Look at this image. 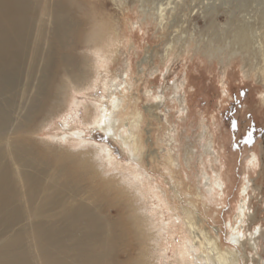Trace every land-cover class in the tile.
I'll list each match as a JSON object with an SVG mask.
<instances>
[{
    "label": "rangeland",
    "instance_id": "rangeland-1",
    "mask_svg": "<svg viewBox=\"0 0 264 264\" xmlns=\"http://www.w3.org/2000/svg\"><path fill=\"white\" fill-rule=\"evenodd\" d=\"M98 2L97 16L108 19L116 38L110 82L65 97L33 135L45 141L61 133L65 140V146H43L44 158L79 160L83 145H104L115 166L109 165L110 176L114 170L127 181L125 174L138 171L157 186L181 227L164 236L161 264H176L174 245L192 264H216L214 241L233 251L234 264H264V0ZM96 109L106 117L90 125ZM252 152L253 171L246 167ZM202 171L222 172L223 193L215 191L214 199ZM244 185L242 236L233 243L229 223ZM146 201L157 208L153 194ZM162 211V221L170 222L168 207Z\"/></svg>",
    "mask_w": 264,
    "mask_h": 264
},
{
    "label": "bare ground",
    "instance_id": "bare-ground-1",
    "mask_svg": "<svg viewBox=\"0 0 264 264\" xmlns=\"http://www.w3.org/2000/svg\"><path fill=\"white\" fill-rule=\"evenodd\" d=\"M98 1L0 0V264H161L164 236L181 229L170 204L140 172L125 174L127 181L114 170L108 174L109 165L115 166L106 146L89 143L79 160L49 163L42 147L65 146L64 138L33 136L73 91L110 82L108 61L116 43L113 26L97 16ZM98 68L104 75L98 76ZM95 117L90 125L106 116L96 109ZM214 160L220 161L215 153ZM246 163L255 170L257 154ZM221 173L202 171L210 197L223 193ZM247 187L236 206L238 225L229 223L233 243L242 236L237 229L244 222ZM149 194L157 208L147 205ZM165 207L170 222L162 221ZM213 245L216 264L236 262L231 249ZM173 248L171 263L192 264Z\"/></svg>",
    "mask_w": 264,
    "mask_h": 264
}]
</instances>
